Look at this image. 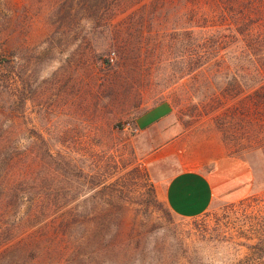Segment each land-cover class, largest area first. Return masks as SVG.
Masks as SVG:
<instances>
[{
	"label": "rangeland",
	"instance_id": "obj_1",
	"mask_svg": "<svg viewBox=\"0 0 264 264\" xmlns=\"http://www.w3.org/2000/svg\"><path fill=\"white\" fill-rule=\"evenodd\" d=\"M106 1L0 0V264H264L258 95L211 103L234 81L188 74L175 19L131 25ZM188 170L213 188L192 218L157 193Z\"/></svg>",
	"mask_w": 264,
	"mask_h": 264
},
{
	"label": "trees",
	"instance_id": "obj_2",
	"mask_svg": "<svg viewBox=\"0 0 264 264\" xmlns=\"http://www.w3.org/2000/svg\"><path fill=\"white\" fill-rule=\"evenodd\" d=\"M95 1L99 11L104 0ZM124 2L135 9L129 15L131 25L165 23L175 19V26L165 35L169 38L167 47L177 51L183 45L181 58L185 51L188 74H192L194 80L205 72V81L210 85V79L222 75L234 81L226 82L219 92L211 93V103L222 102L224 105L228 102L229 106L232 100L244 101L258 95L253 112L255 118H248L258 124L261 122L264 132V0H108L106 10H114ZM180 21L182 23L177 27ZM146 36L150 37V34ZM165 36H159V41ZM236 79H249L253 84L238 83ZM219 95L224 103L219 100ZM248 108L243 112L249 114ZM0 164L2 170L8 171L12 161L2 158ZM75 225L73 222L62 223L60 228L70 234Z\"/></svg>",
	"mask_w": 264,
	"mask_h": 264
},
{
	"label": "crops",
	"instance_id": "obj_3",
	"mask_svg": "<svg viewBox=\"0 0 264 264\" xmlns=\"http://www.w3.org/2000/svg\"><path fill=\"white\" fill-rule=\"evenodd\" d=\"M157 110L168 111V106L161 104L158 109L140 118L138 124L141 128L150 127L155 123L159 118ZM157 193L159 199L172 213L179 217L192 218L207 211L213 196V188L206 175L197 170H188L174 173Z\"/></svg>",
	"mask_w": 264,
	"mask_h": 264
},
{
	"label": "built area",
	"instance_id": "obj_4",
	"mask_svg": "<svg viewBox=\"0 0 264 264\" xmlns=\"http://www.w3.org/2000/svg\"><path fill=\"white\" fill-rule=\"evenodd\" d=\"M125 128L128 129V130H131V131H134L136 132L138 129L136 127H134V125H132L131 123H127L125 125Z\"/></svg>",
	"mask_w": 264,
	"mask_h": 264
}]
</instances>
